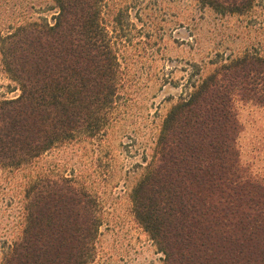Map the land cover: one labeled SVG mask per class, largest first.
<instances>
[{
  "label": "trees",
  "instance_id": "trees-1",
  "mask_svg": "<svg viewBox=\"0 0 264 264\" xmlns=\"http://www.w3.org/2000/svg\"><path fill=\"white\" fill-rule=\"evenodd\" d=\"M52 23L0 36L19 94L0 101V168L19 169L57 144L101 135L116 101L118 59L99 16L105 0H51ZM242 14L255 0H197ZM264 108V58L221 64L164 119L133 213L164 264H264V183L239 164L234 104ZM24 226L1 264H88L100 227L93 199L65 178L25 190Z\"/></svg>",
  "mask_w": 264,
  "mask_h": 264
},
{
  "label": "rangeland",
  "instance_id": "rangeland-1",
  "mask_svg": "<svg viewBox=\"0 0 264 264\" xmlns=\"http://www.w3.org/2000/svg\"><path fill=\"white\" fill-rule=\"evenodd\" d=\"M51 0H0V36L35 21L52 23ZM118 59L116 101L101 135L55 145L19 169L0 168V264L24 226L25 190L40 177L65 178L95 203L100 227L88 264H164L136 221L132 192L154 164L168 112L223 63L264 58V0L242 14H220L197 0H105ZM19 94L0 57V101ZM239 164L264 183V108L237 101Z\"/></svg>",
  "mask_w": 264,
  "mask_h": 264
}]
</instances>
